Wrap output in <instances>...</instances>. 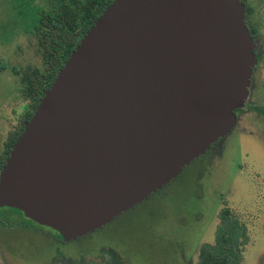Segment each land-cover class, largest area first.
I'll list each match as a JSON object with an SVG mask.
<instances>
[{"label":"water","instance_id":"obj_1","mask_svg":"<svg viewBox=\"0 0 264 264\" xmlns=\"http://www.w3.org/2000/svg\"><path fill=\"white\" fill-rule=\"evenodd\" d=\"M257 63L242 0H114L24 121L0 209L102 228L234 131Z\"/></svg>","mask_w":264,"mask_h":264},{"label":"rangeland","instance_id":"obj_2","mask_svg":"<svg viewBox=\"0 0 264 264\" xmlns=\"http://www.w3.org/2000/svg\"><path fill=\"white\" fill-rule=\"evenodd\" d=\"M69 1L0 0V160L31 111L29 82L46 71L41 19ZM244 1L260 57L251 101L264 105V0ZM249 113L161 190L81 238L58 241L56 230L1 208L0 220L26 228L0 226V264H198L226 206L249 228L242 264H264V119Z\"/></svg>","mask_w":264,"mask_h":264},{"label":"trees","instance_id":"obj_3","mask_svg":"<svg viewBox=\"0 0 264 264\" xmlns=\"http://www.w3.org/2000/svg\"><path fill=\"white\" fill-rule=\"evenodd\" d=\"M113 1L84 0L82 2V0H70L69 2H63L62 8L56 14L42 17L41 25L44 29L40 43L44 49L46 71L39 74V70H36L35 79L28 84V93L32 105L31 111L27 113L26 120L33 116L44 96V90L51 86L72 51ZM242 2L245 3L244 0ZM248 15L249 8L246 5V21L255 39L256 29L250 24ZM253 107L264 115V107L258 105ZM23 129L24 125L22 124L21 128L10 134L9 141L6 143L8 146L7 155L0 160V173ZM15 210L23 214L22 211ZM218 219L219 224L215 240L214 242L202 244L198 264H242L245 248L250 243L251 238L248 225L229 206L219 211ZM15 225L26 227L20 221L10 223L4 219L0 220V226L11 228ZM57 237L61 242L64 241L59 232H57Z\"/></svg>","mask_w":264,"mask_h":264},{"label":"flooded vegetation","instance_id":"obj_4","mask_svg":"<svg viewBox=\"0 0 264 264\" xmlns=\"http://www.w3.org/2000/svg\"><path fill=\"white\" fill-rule=\"evenodd\" d=\"M256 55H257V52H256ZM257 59H258V63H259V61H260V57H258V55H257ZM257 63V65H256V67H255V69H254V73H253V77H252V83H251V87H250V95H249V98L247 99V101H246V104H245V106L244 107H242L241 109H239V110H237L236 111V113H237V116H238V123L239 122H241V116L239 115V112L240 111H244V112H247L248 114H250L249 112H252V113H257L259 116H261L263 119H264V115L261 113V112H259V111H257L256 109H254V105H258V106H262V107H264V105H262V104H258V103H254L253 101H251V97H252V94H253V82H254V78H255V75H256V71H257V67H258V64ZM238 123H237V125H238ZM236 125V126H237ZM236 128V127H235ZM260 136H262L263 138H264V135L263 134H259ZM220 142V140L217 142V143H215L212 147H211V149L215 146V145H217L218 143ZM210 150V149H209ZM208 152V151H207ZM204 156V155H203ZM28 218V217H27ZM36 224L37 225H40V226H44V225H41V224H39V223H37L36 222ZM26 228V227H25ZM50 230H53L52 232L54 233L55 232V230L54 229H52V228H50V227H48ZM52 233V234H53ZM56 233H57V231H56ZM55 235V234H54ZM56 237H57V235H55ZM57 239H58V241L60 240L58 237H57ZM61 241V240H60Z\"/></svg>","mask_w":264,"mask_h":264}]
</instances>
